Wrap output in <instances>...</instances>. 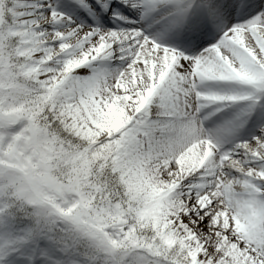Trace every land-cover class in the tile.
I'll return each mask as SVG.
<instances>
[{"label": "snow or ice", "instance_id": "6c2138e0", "mask_svg": "<svg viewBox=\"0 0 264 264\" xmlns=\"http://www.w3.org/2000/svg\"><path fill=\"white\" fill-rule=\"evenodd\" d=\"M0 264H264V0H0Z\"/></svg>", "mask_w": 264, "mask_h": 264}]
</instances>
